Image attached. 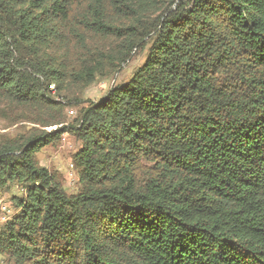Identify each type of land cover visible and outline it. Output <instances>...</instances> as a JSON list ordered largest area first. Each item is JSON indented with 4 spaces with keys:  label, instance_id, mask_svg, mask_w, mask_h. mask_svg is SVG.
<instances>
[{
    "label": "trees",
    "instance_id": "obj_1",
    "mask_svg": "<svg viewBox=\"0 0 264 264\" xmlns=\"http://www.w3.org/2000/svg\"><path fill=\"white\" fill-rule=\"evenodd\" d=\"M146 47L65 120L50 85L77 100ZM0 118L30 127L0 137L15 264H264V0H0ZM64 134L74 195L35 160Z\"/></svg>",
    "mask_w": 264,
    "mask_h": 264
},
{
    "label": "rangeland",
    "instance_id": "obj_2",
    "mask_svg": "<svg viewBox=\"0 0 264 264\" xmlns=\"http://www.w3.org/2000/svg\"><path fill=\"white\" fill-rule=\"evenodd\" d=\"M145 39L144 42H147ZM149 47V46H148ZM148 47L142 50L135 49L129 59L109 77L96 78L82 93L76 95L77 100L66 101L56 96L55 86H49L53 99L65 106V120L68 123L75 121L79 111L88 106L89 102H97L114 86L130 79L132 74L144 63ZM30 128L26 122L10 123L0 118V137H12L23 133ZM81 142L71 134L62 135L53 145L39 150L35 160L40 168L46 169L60 183L67 195L77 194L82 185L78 180V170L73 163V155L80 148ZM25 195V188L18 183H11L7 189L0 190V229L9 223L19 212L14 199H21ZM0 264H15L10 258L0 255Z\"/></svg>",
    "mask_w": 264,
    "mask_h": 264
}]
</instances>
